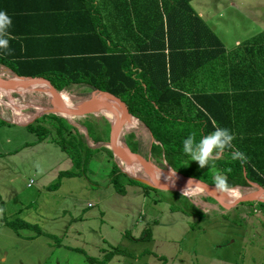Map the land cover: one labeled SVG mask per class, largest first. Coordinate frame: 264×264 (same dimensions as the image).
I'll use <instances>...</instances> for the list:
<instances>
[{
  "label": "rangeland",
  "instance_id": "rangeland-1",
  "mask_svg": "<svg viewBox=\"0 0 264 264\" xmlns=\"http://www.w3.org/2000/svg\"><path fill=\"white\" fill-rule=\"evenodd\" d=\"M86 91H63L64 101L76 104ZM9 97L20 107L19 114H13L4 104L8 97L0 93V116L22 125L33 123L40 109L49 107L42 94ZM100 117L109 123L110 115L94 118L103 125ZM130 122L122 134L145 130L136 120ZM75 125L86 138L85 129ZM48 139L50 135L37 141L27 127L0 128V257L6 254L5 264H264V217L255 206L239 204L223 211L203 192L149 190L129 181L145 179L136 165L117 162L127 174L119 176L120 193L110 183L107 153L95 152L86 167L82 162L77 167ZM65 171L81 175L60 179ZM252 190L226 191L230 201ZM16 220L37 226L42 234L31 229L14 233L5 226ZM114 248L124 254L105 261Z\"/></svg>",
  "mask_w": 264,
  "mask_h": 264
},
{
  "label": "trees",
  "instance_id": "trees-1",
  "mask_svg": "<svg viewBox=\"0 0 264 264\" xmlns=\"http://www.w3.org/2000/svg\"><path fill=\"white\" fill-rule=\"evenodd\" d=\"M182 1L184 5L180 9L190 11L188 2L191 0ZM94 10L95 8L92 7V11ZM128 25L123 22L118 24L120 34L113 39L110 22L105 21L101 24L99 19L97 22L94 21L93 28L98 29L97 38L104 45L103 54L73 60H58L46 72H41L34 77L52 82L59 90L67 93L74 86L78 87L76 90L86 89V92L80 94L82 97H86L93 90H98L119 98L127 107L129 115L146 129V134L130 129L120 137L121 141L131 152H139L148 156L155 166L163 167L165 164L168 169L183 177L198 179L210 185H214L216 175H223L227 181L226 189H247L250 188L248 183L257 184L264 189V166L248 167L239 158L233 159V149H226L218 156H214L212 166L204 168H200L197 162L190 161V157L183 153L182 141L188 135H193L194 140L198 141L214 131L216 127L227 128V124L230 123L227 96L223 89L210 92V94L198 92L193 95V103L184 94L187 89L180 84V81L187 76L177 73L178 56L188 58L193 53H200L199 50L208 51L212 47L216 48V51L211 53L215 54V58L222 56L224 50L219 39L197 17L195 26L199 33L197 37L194 36L197 38L196 45L178 44L174 38L186 35L190 30L194 31L195 27L191 28L185 22H176L165 24L164 29L159 23L152 30L149 43L140 46L139 53L131 54L127 47ZM137 29L140 31L138 25ZM203 35L207 36V39L203 38ZM164 39H166V46ZM187 39H190V34L187 35ZM132 49L135 50V47ZM164 50L167 51L166 54ZM0 65L6 66L1 57ZM202 66L203 63L200 64V68ZM82 86L85 88H81ZM98 116L99 114H96L75 123L85 129L86 138L80 135L68 121L52 114L42 115L25 127L35 133L37 141L46 140L50 135L48 140L66 153L77 167L81 162L86 167L95 152L102 150L107 153L112 161L110 183L117 192L122 193L123 188L119 185V176L125 174L113 162L110 150L104 147L108 142L109 123L100 117L104 124H99L94 120ZM7 124L9 123L0 116V127ZM72 132H75L77 136H73ZM149 135L153 144H149ZM87 141L100 146L101 149H91ZM80 175V171H65L59 174V178H73ZM129 181L153 190L132 179ZM207 200L215 204L212 198H207ZM243 204L255 206L264 217V204ZM5 226L14 232L19 229H31L37 236L42 234L37 226L21 220L5 222ZM118 254L121 255L124 252L114 248L105 255V261Z\"/></svg>",
  "mask_w": 264,
  "mask_h": 264
},
{
  "label": "crops",
  "instance_id": "crops-1",
  "mask_svg": "<svg viewBox=\"0 0 264 264\" xmlns=\"http://www.w3.org/2000/svg\"><path fill=\"white\" fill-rule=\"evenodd\" d=\"M183 5L182 0H0V10L12 19L9 50L0 51L6 64L0 65V76L33 78L58 60L103 54L98 29L93 28L98 19L101 24L111 23L113 39L120 34L118 24H129L127 47L131 54L149 43L159 23L164 29L165 24L176 22L195 27L174 38L178 44L196 45L197 17L219 39L224 54L222 59L215 58L211 53L216 48L212 47L188 58L178 56L177 73L187 76L180 81L187 89L184 94L193 102L198 92L210 94L223 89L230 116L227 129L234 134L233 150L244 154L248 167L264 166V0H191L190 11L180 9ZM76 88H71V94ZM5 121L8 127H25ZM140 132L146 134V129ZM149 137V144H153ZM3 243L0 238V246ZM5 255L0 257L1 264L7 261Z\"/></svg>",
  "mask_w": 264,
  "mask_h": 264
},
{
  "label": "water",
  "instance_id": "water-1",
  "mask_svg": "<svg viewBox=\"0 0 264 264\" xmlns=\"http://www.w3.org/2000/svg\"><path fill=\"white\" fill-rule=\"evenodd\" d=\"M40 86H42L44 89L42 90L41 88H39ZM5 91H9V94L27 92L44 95L49 100V107L41 108L40 112L33 118V120L38 119L42 115L52 114L65 119L75 128L77 126L73 123L81 122L96 114L102 115L103 102L109 101L112 104V108L109 110V115H111L112 119L109 120L107 118L109 122V134L108 142L105 147L110 150L113 162L116 165L117 162L125 164L128 162H132L144 173L145 179L133 178L132 180L141 183L151 189L159 191L175 193H182L186 191L203 192L207 196L211 197L217 207L223 211L230 210L243 203L258 202L264 204V201L259 199L261 197H264V189L257 184L248 183L249 186L253 188L252 191L247 192L241 196L231 198L230 201L226 203L220 200L219 194L222 191L214 189V185L207 184L198 179L183 177L182 175H179L174 171L168 169L165 164H163V167L155 166L150 162L148 156H145L144 154L139 152H131L121 141L120 136L123 130H125V128L129 125L130 120L134 118L129 115L125 104L119 98L112 94L93 90L87 98L69 106L64 101V96H66L67 94L59 90L52 82L37 77L24 78L17 76L0 77V93H4ZM52 97H56L58 98V100H54ZM18 124L20 126H27L30 123L26 125H22L20 123ZM117 167L122 173L126 174L118 165ZM152 168H159L165 175H167L169 172H172L173 174L180 176L181 179H183V182L181 184L175 185L166 183L165 181H157L153 177ZM190 180L194 183L199 181V184L194 187L189 186L188 182Z\"/></svg>",
  "mask_w": 264,
  "mask_h": 264
},
{
  "label": "clouds",
  "instance_id": "clouds-1",
  "mask_svg": "<svg viewBox=\"0 0 264 264\" xmlns=\"http://www.w3.org/2000/svg\"><path fill=\"white\" fill-rule=\"evenodd\" d=\"M12 27L11 17L0 10V51L9 50V29ZM234 134L227 128L216 127L210 134L201 137L198 141L194 140L193 135H188L183 141V153L190 157V161L197 162L200 168L211 167L214 156H218L226 149H233L232 141ZM233 159L239 158L246 162V157L239 151L233 152ZM189 186H197L199 181H189ZM188 188V187H187ZM227 188V181L223 175L214 177V189L224 191Z\"/></svg>",
  "mask_w": 264,
  "mask_h": 264
},
{
  "label": "bare ground",
  "instance_id": "bare-ground-1",
  "mask_svg": "<svg viewBox=\"0 0 264 264\" xmlns=\"http://www.w3.org/2000/svg\"><path fill=\"white\" fill-rule=\"evenodd\" d=\"M39 88H41L42 90L44 89L42 86H40ZM4 96H7L8 97V102L7 103H4V104H7L8 106H10V108H11V110H13V114L14 115H17V114H19L18 113V109L20 108L19 106H16L14 103H12L11 101H10V97H9V91H5L4 93H2ZM54 100H58V98H56V97H52ZM1 100V99H0ZM2 102H3V100H1ZM109 102V101H108ZM107 101H104L103 102V109H102V113L104 114V115H106V116H109V110L112 108V104L109 102L108 103ZM67 105H72V103H69V102H65ZM31 106V105H30ZM20 118V117H19ZM110 119H112V117H111V115H110ZM109 119V120H110ZM131 124V122H129V125ZM132 165V166H134V164L132 163V162H128V163H126V165H128V166H130V165ZM153 169V168H152ZM129 172H132L131 170H128ZM153 177L155 178V180H157V181H165L166 183H169V184H175V185H177V184H181L182 182H183V179H181V177L180 176H178V175H175V174H173L172 172H169L167 175H165V174H163L162 172H161V170L160 169H156V168H154L153 169ZM161 177H163V178H161ZM164 177H166L167 179H164ZM184 193V192H183ZM220 200L221 201H223V202H226V203H228L229 202V200H228V198H229V195H230V193H229V191H222V192H220ZM260 200H263L264 201V197H261V198H259Z\"/></svg>",
  "mask_w": 264,
  "mask_h": 264
}]
</instances>
